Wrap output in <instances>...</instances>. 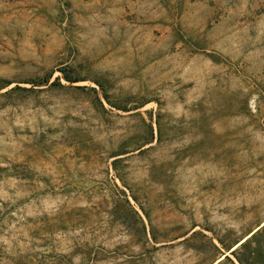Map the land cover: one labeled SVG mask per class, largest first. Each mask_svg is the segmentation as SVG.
Returning <instances> with one entry per match:
<instances>
[{"label": "rangeland", "instance_id": "374dc122", "mask_svg": "<svg viewBox=\"0 0 264 264\" xmlns=\"http://www.w3.org/2000/svg\"><path fill=\"white\" fill-rule=\"evenodd\" d=\"M0 264H264V0H0Z\"/></svg>", "mask_w": 264, "mask_h": 264}]
</instances>
